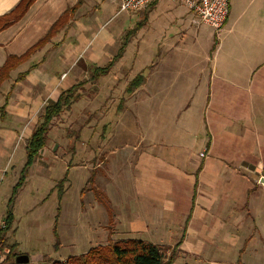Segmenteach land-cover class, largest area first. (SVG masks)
<instances>
[{"label": "crops", "instance_id": "crops-1", "mask_svg": "<svg viewBox=\"0 0 264 264\" xmlns=\"http://www.w3.org/2000/svg\"><path fill=\"white\" fill-rule=\"evenodd\" d=\"M20 1L0 0V16L8 14ZM77 2L35 0L31 3L21 18L0 31V65L10 54H24L66 8ZM159 2H152L140 10L138 27L146 24L149 14L159 7ZM228 4L226 20L220 29V32L224 28L231 32L226 47L222 51L221 44L215 47L214 43L207 56L208 67L184 79L188 82L187 87L195 91L204 86L207 89L204 102L201 100V117L197 120L196 129L189 115L185 116L182 126L176 123L178 116L184 117L188 110L192 113L194 94L182 101L166 100V103L162 96L175 83L179 70L164 71L163 75H170L167 78L162 77L161 71L159 74L152 71L154 78L149 73L144 76L139 71L143 77L140 91L145 115L149 111L152 116L155 109L168 108L172 104L178 115L173 116L169 123H163L162 130L168 129L164 137L169 141L167 144L163 136L154 137L150 132L136 136L132 149L127 150L121 141L116 143L113 137L123 136L126 130L131 134L133 126L137 125L134 122L126 130L123 124L119 131L113 130L112 135L104 140L101 149L105 154L104 161L108 157L112 160L111 157L119 153L110 164V175L106 173V177L96 179L104 185L102 192L107 197L111 213L93 196L98 203L94 205H98V209L103 206L106 212L107 223L103 226L106 236H102L105 237V243L109 241L110 225L114 223L112 233L122 234L116 240L139 236L136 239L141 237V240L157 245H177L183 253L202 258L204 263L214 264L207 256L213 255L220 262L221 253H226L225 250L221 251L222 245L237 248L238 260V257L245 258L249 252L254 253L250 250L249 241L264 237V186L258 183L259 178L264 176V12L259 19L251 16L246 24L243 20L246 10L241 8L243 0H229ZM80 7L73 13L67 28L53 36L50 42L26 61L30 62L28 67L45 62L49 58L47 54L53 51L50 57L55 58L56 55L58 59L65 55L70 66L75 63L74 70L79 76L85 70L84 64L104 65L115 54L117 48L111 55L114 51L111 50L112 38H106L103 33L97 38L94 29H89L93 31L92 39L89 30L82 34ZM198 22L203 24L200 19ZM105 48L110 49V52ZM39 53V59L35 60ZM83 57L86 62L82 61ZM147 60L148 63L151 60L150 65L155 66L153 70L161 65L159 59L154 57ZM79 62L84 67L77 68ZM39 65L32 68L22 80L30 79L27 80L32 90L29 93L30 102L34 100V88L43 87L47 91L49 84L61 81L55 77V71L32 76ZM136 89L132 91L133 94H136ZM57 96L58 93L55 98ZM27 103L20 108L25 116L28 112L25 109ZM8 106L7 115L10 113ZM23 116L17 115L20 121ZM113 142V146L104 147L106 143ZM192 142L198 145L197 153L190 147ZM159 145L162 150L156 149ZM201 152L204 156H200ZM73 155L74 152L71 157ZM68 163L71 164V160ZM115 171L116 176H119L114 182L117 183L116 191L122 193V197L119 195L118 198L109 187L111 183L114 186L111 176ZM125 174L132 184L129 190L123 184L122 176ZM108 191L114 195L113 203Z\"/></svg>", "mask_w": 264, "mask_h": 264}, {"label": "rangeland", "instance_id": "rangeland-1", "mask_svg": "<svg viewBox=\"0 0 264 264\" xmlns=\"http://www.w3.org/2000/svg\"><path fill=\"white\" fill-rule=\"evenodd\" d=\"M68 1L72 2L73 0ZM82 1L83 5L79 10L82 34L89 29H94V32L88 31L90 39L93 37L92 32L96 33L97 38L100 37V33H103L106 38L107 36L112 38L113 47L111 50L114 51L111 55L119 46L124 34L136 26L137 29L129 37L122 58L115 63L107 75L94 81L89 79V75L96 65H99L98 63L96 65L84 64L85 70L76 76L75 63L70 66L64 58L65 55L57 59L56 55L55 58L50 57L53 56V51L47 54V58H49L39 65L38 70L32 76L39 75L41 72L52 73L55 71V77H59L58 79L61 81L57 80L54 81V84H49L47 91L43 87L34 88V100L30 102L29 93L32 90L29 81H27L30 79L21 80L12 89L11 97L8 100L9 115H7V111L2 115L0 112L1 220L6 214L12 188L20 176L26 160L27 137L37 124L43 107L56 99V93L68 88L71 84L85 80L78 90L79 96L75 102L68 110L53 119L52 127L47 134L46 145L28 168L25 183L17 189L15 198L10 204L14 220L11 229L6 233L7 242L8 244L16 243L14 252L28 255L27 264H45L47 260L65 259L74 254L85 253L88 248L96 244H105V237L102 236L105 235L103 226L107 223L106 212L103 206L98 209V205H94L98 203L94 200L93 196L95 195L90 188H99L98 190L101 192L104 190L103 183L97 182V180L106 177V173L110 175V164L119 154L113 155L112 160H109L108 157V160L104 161L105 154L101 150L103 142L112 135L113 130L119 131L123 124L125 130L130 123L137 124L133 126L131 134L124 130L123 136L113 137L116 143L121 141L127 150L132 149L136 136H141L142 133L150 132L154 137L163 136L164 138L167 136L168 129L163 131L162 127L164 122L169 123L173 116L178 115L174 104L168 108L155 109L152 116L148 111L146 116L142 91H140L142 86L140 85L135 90L136 94L125 91V87L132 77L141 71L144 76L149 73L150 77L154 78L152 71L158 74L161 71L162 77L167 78L170 75H163V72L177 68L179 71L176 70V72H179V76L175 83L162 93V96L166 103V100L182 101L188 95L194 94L192 113H189L188 110L184 117L178 116L176 123L178 126H182L186 120L185 116L189 115V119L192 120L196 129L197 120L201 117V100L204 102L203 97L207 89L204 86L195 91L193 88L187 87L188 82L184 79L188 75L193 76L195 72L198 73L199 69L207 68V56L212 50L213 44L215 43V47L221 44L223 51L227 39L231 35V32L225 28L221 32L220 30L215 32L209 26L200 24L197 16L193 15L185 6L174 1L160 0L159 7H155L149 14L146 24L139 27L137 24L141 19V11L121 12L119 11V0ZM241 8L246 10L243 20L248 24L252 17L259 19L263 15L264 0H243ZM240 25L241 23L239 27ZM237 30L238 26L235 32ZM104 50L110 52L108 48ZM213 52L214 50L212 54ZM39 55L40 53L37 54L35 60L39 59ZM150 56L159 59V63H161L154 70L155 66L150 65L152 59L149 63L147 60L151 58ZM82 61H85V57ZM81 62L77 68L83 66ZM29 63L25 62L11 71L9 79L0 85V106L4 103V95L10 90L17 73L25 71ZM148 64L150 66L146 68L145 66ZM24 100L26 101L23 102ZM26 102L28 103L25 109L28 112L25 116V112L20 108H23ZM17 115H24L23 119L20 121ZM152 121L153 125H151ZM173 121L175 122L174 118ZM13 127L15 129H12ZM164 142L167 144L169 141L164 138ZM113 144L114 142L106 143L104 147L113 146ZM197 146L195 142L190 143V147H193L196 153L199 150ZM156 149L162 150L160 145ZM72 152L74 155L71 157ZM70 160L71 166L68 165ZM116 171L111 176L113 183L116 177H119L116 176ZM66 172L67 179L65 178L63 186L61 184V187H64V194L59 198L56 184ZM91 175L94 178L93 182L91 185H87V177ZM122 177L124 178L123 184L129 190L132 186L129 177L126 174ZM116 184L114 183L112 186L111 183L110 190H114L116 198L119 195L122 197V193L116 191ZM85 185L86 188L82 194L81 190ZM111 193L109 192L110 195ZM111 198L113 203L114 195H111ZM110 228L109 240L114 241L117 237L122 236V234L112 233L114 223H111ZM99 237L100 239H98ZM56 238L59 239L58 245L55 244ZM263 238L249 241L250 250L254 253L249 252L245 258L242 256L243 261L239 257L238 260L236 259L237 248H229L226 245L221 246V251L225 250L226 253H223L224 255L221 253L222 260L220 262L213 255L207 257L211 258L214 264H264ZM169 248L166 254L173 250V247ZM204 262L205 260L202 258L192 257L183 253L179 248L177 249L175 264H212V262Z\"/></svg>", "mask_w": 264, "mask_h": 264}, {"label": "trees", "instance_id": "trees-1", "mask_svg": "<svg viewBox=\"0 0 264 264\" xmlns=\"http://www.w3.org/2000/svg\"><path fill=\"white\" fill-rule=\"evenodd\" d=\"M34 1L35 0H21L12 10H10L8 14L0 16V31L9 27L10 24L21 18L27 11L26 9L29 5ZM82 3V0H78L75 5L66 8V10L53 22L52 26L42 35V37H40L38 42L25 50L24 54H10L7 56L4 62L0 65V85L5 80L9 79L12 70L18 68L19 65L24 64L33 54L37 53V51L50 42L53 36L66 29L70 19L73 17V13ZM136 29L137 26L124 34L115 54L110 57L104 65L96 66L89 75V79L94 81L110 72L115 63L124 55V48L128 39L132 33H135ZM37 65H39V62L30 65L27 69H25V71L17 73L16 77L13 79L10 90L4 95V103L0 106L1 115L6 113L5 107L11 97L10 95L12 93V89L16 83L23 80L29 71L32 68L37 67ZM142 78L143 77L139 72L127 83L125 91L132 92L134 89L138 88L142 82ZM84 82L85 80H82L81 82L71 84L68 88L61 90L58 93L57 98L52 103H47L38 117L36 122L37 124L33 127L31 133L27 137L25 144L26 160L23 164L20 176L18 177L15 186L12 188L11 197L9 198L7 205V211L3 218L6 226L0 231V248L2 249L3 246H8L9 248L8 255L0 264H20L15 262V258L17 254H19L14 252V249L17 246L16 243L8 244L7 242L8 238L6 233L11 229L14 220L10 204L15 198L17 189L25 183L28 168L36 160L42 148L46 145L48 139L47 134L52 127L53 119L58 117L63 111L68 110L75 102L76 98L79 96L78 90ZM68 165L71 166L69 163ZM62 178H60L61 180H59L56 184V192L59 198L64 194V187H61V184L63 186L65 178L67 179V172ZM93 179L92 175L88 176L86 184L91 185ZM85 188L86 185L81 190L82 194ZM90 189L94 192L96 200L105 206L110 214L111 207L109 206L105 194L96 188L91 187ZM55 244H59L58 238H56ZM178 247L179 246L177 245L173 246V250L169 254H166V251L170 249L168 246L153 244L147 240L136 238L117 239L116 241L109 240L105 244L95 245L88 248V251L85 253L74 254L73 256H68L65 259L47 260L45 264H175Z\"/></svg>", "mask_w": 264, "mask_h": 264}, {"label": "built area", "instance_id": "built-area-1", "mask_svg": "<svg viewBox=\"0 0 264 264\" xmlns=\"http://www.w3.org/2000/svg\"><path fill=\"white\" fill-rule=\"evenodd\" d=\"M157 0H119V11H131L137 12L147 8L152 2ZM178 2L181 5L185 6L189 11L197 16L200 21L209 25L214 29L215 32L219 31L226 20L228 13V2L229 0H170ZM200 156H204V153L201 152ZM5 220H0V231L5 228ZM9 248L8 246H3L0 248V263L5 260L8 255Z\"/></svg>", "mask_w": 264, "mask_h": 264}, {"label": "water", "instance_id": "water-1", "mask_svg": "<svg viewBox=\"0 0 264 264\" xmlns=\"http://www.w3.org/2000/svg\"><path fill=\"white\" fill-rule=\"evenodd\" d=\"M258 183L261 184L262 186H264V176H261L259 178ZM28 261H29V257L25 253L17 254V256L15 258V262L20 263V264H27Z\"/></svg>", "mask_w": 264, "mask_h": 264}]
</instances>
